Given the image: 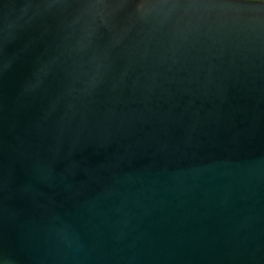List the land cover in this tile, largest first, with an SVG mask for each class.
I'll use <instances>...</instances> for the list:
<instances>
[{"label": "water", "instance_id": "1", "mask_svg": "<svg viewBox=\"0 0 264 264\" xmlns=\"http://www.w3.org/2000/svg\"><path fill=\"white\" fill-rule=\"evenodd\" d=\"M0 264H264V1L0 0Z\"/></svg>", "mask_w": 264, "mask_h": 264}, {"label": "flooded vegetation", "instance_id": "2", "mask_svg": "<svg viewBox=\"0 0 264 264\" xmlns=\"http://www.w3.org/2000/svg\"><path fill=\"white\" fill-rule=\"evenodd\" d=\"M264 1V0H263Z\"/></svg>", "mask_w": 264, "mask_h": 264}]
</instances>
